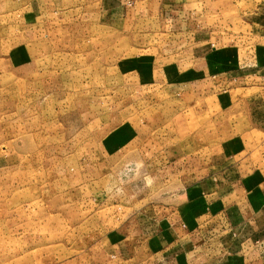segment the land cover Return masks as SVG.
<instances>
[{
  "label": "rangeland",
  "instance_id": "1",
  "mask_svg": "<svg viewBox=\"0 0 264 264\" xmlns=\"http://www.w3.org/2000/svg\"><path fill=\"white\" fill-rule=\"evenodd\" d=\"M186 1L203 33L245 35L241 18L260 0H228L219 16L204 12L207 0ZM97 9L86 0H0V264H75L127 215L167 195L168 179L140 159L131 126L146 114L171 117L161 87L176 59L157 54L176 38L159 27L170 16L155 18L167 12L158 7L136 27H106ZM202 105L200 120L218 113Z\"/></svg>",
  "mask_w": 264,
  "mask_h": 264
},
{
  "label": "crops",
  "instance_id": "2",
  "mask_svg": "<svg viewBox=\"0 0 264 264\" xmlns=\"http://www.w3.org/2000/svg\"><path fill=\"white\" fill-rule=\"evenodd\" d=\"M207 1L209 15L228 6ZM86 3L101 8L106 27H136L138 16L167 9L155 18L168 14L169 23L160 18L159 27H172L176 38L157 54L174 56L176 64L161 87L171 117L146 114L131 126L140 159L168 179L167 195L127 215L75 264H264V0L241 18L250 29L245 35L225 27L203 33L201 13L186 0ZM205 100L219 114L200 120ZM191 120L194 126L181 132ZM210 124L219 128L212 132Z\"/></svg>",
  "mask_w": 264,
  "mask_h": 264
}]
</instances>
